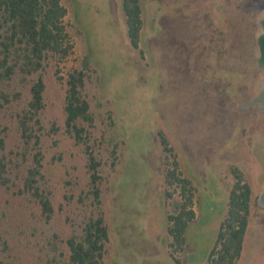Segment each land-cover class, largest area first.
<instances>
[{
  "label": "rangeland",
  "instance_id": "obj_1",
  "mask_svg": "<svg viewBox=\"0 0 264 264\" xmlns=\"http://www.w3.org/2000/svg\"><path fill=\"white\" fill-rule=\"evenodd\" d=\"M244 1L139 0L142 26L134 48L122 0H60L73 49L48 61L39 141L26 154L30 160L41 151L53 215L45 222L33 201L10 195L0 264H49L52 232L61 239L64 264V240L99 209L108 233L102 264H209L235 182L233 166L251 188L236 264H264V207L258 203L264 104L256 100L264 70L257 62L258 15L246 12ZM73 69L87 74L92 121L82 124L100 162V204L91 193L84 144L65 126V78ZM2 125L5 153L14 156L24 146L14 110ZM189 210L178 244L169 229Z\"/></svg>",
  "mask_w": 264,
  "mask_h": 264
},
{
  "label": "trees",
  "instance_id": "obj_2",
  "mask_svg": "<svg viewBox=\"0 0 264 264\" xmlns=\"http://www.w3.org/2000/svg\"><path fill=\"white\" fill-rule=\"evenodd\" d=\"M122 10L130 43L138 48L142 26L139 0H122ZM66 13L67 9L60 0H0V195L7 194L3 204L0 203V253L7 246L2 224L12 205L10 195L33 201L40 207V216L45 222L53 215L50 192L43 183L41 151L37 148L30 160H27L26 154L39 141L36 128L41 127L39 115L44 108V70L48 61L53 56L62 60L73 49L63 21ZM86 77L85 70L73 69L65 78V126L77 143L84 144L91 193L95 202L100 204V162L88 144L86 128L82 124L92 121L90 104L84 93ZM10 109L15 112L24 143L22 151L14 156L5 153L2 134L5 129L2 119ZM159 136L163 147L170 150L164 134L159 132ZM231 170L235 182L229 192L226 216L209 255V264H236L243 247L251 188L242 180V173L237 167L233 166ZM184 213L187 218L181 219ZM192 215V210L183 211L169 229L178 244L184 239L186 219L192 218ZM107 239L104 214L99 209L96 214L86 216L79 229L64 240L69 249L64 264H102ZM60 242L55 232L49 234L46 242L49 264H63L64 253L60 250Z\"/></svg>",
  "mask_w": 264,
  "mask_h": 264
},
{
  "label": "flooded vegetation",
  "instance_id": "obj_3",
  "mask_svg": "<svg viewBox=\"0 0 264 264\" xmlns=\"http://www.w3.org/2000/svg\"><path fill=\"white\" fill-rule=\"evenodd\" d=\"M242 4L246 12L250 10L252 13L258 15L257 21L255 23V26L258 29L257 36L255 38L258 49L257 62L258 65L264 70V59H261L259 44V38L264 34V0H245L244 2H242Z\"/></svg>",
  "mask_w": 264,
  "mask_h": 264
},
{
  "label": "water",
  "instance_id": "obj_4",
  "mask_svg": "<svg viewBox=\"0 0 264 264\" xmlns=\"http://www.w3.org/2000/svg\"><path fill=\"white\" fill-rule=\"evenodd\" d=\"M260 44V54L261 59H264V34L259 38ZM256 100H260L264 104V84L261 87V91L259 92ZM258 203L264 207V188L262 189L261 193L258 196Z\"/></svg>",
  "mask_w": 264,
  "mask_h": 264
},
{
  "label": "crops",
  "instance_id": "obj_5",
  "mask_svg": "<svg viewBox=\"0 0 264 264\" xmlns=\"http://www.w3.org/2000/svg\"><path fill=\"white\" fill-rule=\"evenodd\" d=\"M194 80H195V79L193 78V82H194Z\"/></svg>",
  "mask_w": 264,
  "mask_h": 264
}]
</instances>
